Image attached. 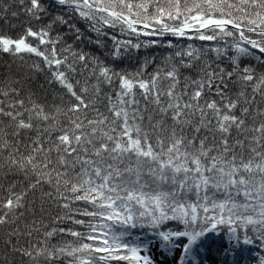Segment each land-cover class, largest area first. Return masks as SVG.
Here are the masks:
<instances>
[{
	"label": "snow or ice",
	"instance_id": "obj_1",
	"mask_svg": "<svg viewBox=\"0 0 264 264\" xmlns=\"http://www.w3.org/2000/svg\"><path fill=\"white\" fill-rule=\"evenodd\" d=\"M19 6L29 26L17 38L0 35V51L39 58L30 69L46 71L63 95L49 106L23 80L0 81V170L5 178L21 177L0 199V226L11 228L5 244L13 253L29 264L41 257L45 264L59 258L155 264L149 254L155 244L180 251L177 264H202L199 253L214 244L205 234L219 226L227 227L230 242L243 235L252 243L249 232L264 240V60L253 67L242 59L264 56V0H20ZM12 7L0 0L5 15ZM73 19L96 33L95 45L112 41L103 59L78 47L83 33ZM117 28L120 36L170 34L218 46L178 49L148 75L147 61L135 73L117 71L116 60L141 47L108 36ZM44 186L50 191L42 199L58 209L52 223L71 227L35 218L20 227L29 194ZM21 235L29 237L26 247L12 243ZM56 235L71 240L51 244Z\"/></svg>",
	"mask_w": 264,
	"mask_h": 264
},
{
	"label": "trees",
	"instance_id": "obj_2",
	"mask_svg": "<svg viewBox=\"0 0 264 264\" xmlns=\"http://www.w3.org/2000/svg\"><path fill=\"white\" fill-rule=\"evenodd\" d=\"M3 3L11 4L13 5V7L10 9L7 15H5L2 10H0V35H7L11 38H17L20 35H23L24 29L29 26V17L24 14L23 7L19 6L20 0H3ZM12 12H17V16L13 17L11 14ZM53 14H55V11H53ZM43 22L47 23L48 21L45 20ZM70 22L80 28L81 32L83 33V40L78 44V47L84 48L85 51H91L94 54L100 56L101 59H103L107 55L109 49L112 48V41L108 39V37H104L102 38L104 40V43L100 46H97L94 43V41L96 40V33L89 31V26L86 22L79 19H73ZM33 26L38 27V25H36L35 23H33ZM63 31L67 32L66 26ZM107 32L108 36L115 34L121 40L132 39L133 43H136L138 41L141 44L139 50L132 49L128 55H123L121 58H118L116 60V63L114 65L115 69L117 71L126 70L129 73H135L138 69L141 68L142 65H144L145 61H147L146 75L151 74L158 67H164L165 58L174 56L176 50L186 49L188 45H192V47L201 50L218 46L217 42L200 41L198 38H189V36L174 37L170 34H166L164 36L140 35L139 37H128L120 36L118 28L115 30L108 29ZM53 35H55V33H53ZM28 39L30 43L34 42L32 41V38ZM74 40L75 36L69 34L68 42L71 43ZM151 41H155V44H151ZM169 42H171V44L173 45L172 48L168 47ZM145 44H148V47H145ZM256 56H260V60L256 59ZM208 58H214V54H210ZM242 59L245 63H250V65L254 67L259 64L261 60H264V56H261V54L255 52V55L253 57H244ZM37 62H39V58L30 54H24V56L21 58L0 51V81H3L5 78L21 79L24 81L25 90L34 93L35 98L39 99L42 103H45L49 106L60 104L63 93L59 86L50 85L48 83V75L46 71H34L30 69L29 66ZM227 62V59H225L224 63ZM17 87H19V85H17ZM101 108L103 110L102 106ZM235 135L236 134L234 132L233 136ZM27 137L28 134H23L21 139L25 143H27ZM21 150L23 151V144L21 145ZM237 151H239V149H237ZM245 158H247V153H245ZM2 163L3 161L2 159H0V164ZM4 172L5 170H0V199H2L5 195L3 189L7 188L11 182L16 181L17 183H19L21 181L20 176H15L12 174H9V176L5 178ZM144 179L149 184H151L152 187H156L150 177L145 176ZM48 191H50V189L47 186H44L42 189H37L36 191L29 194L27 204L28 210H21L24 213L23 218L19 221V225L21 228H23L24 224L30 222L33 218L37 220L42 219L43 222L50 225V227H71V225L67 223H62L59 225L52 223V221L55 219V216L58 214V209L53 202L45 201L44 199H42L44 193ZM217 197L222 198L221 194H217ZM189 198L194 199L195 197L190 196ZM42 205L44 209L43 212H41ZM31 210H34L35 217L33 216ZM15 226L16 225H13L12 227ZM181 230L183 229L181 228ZM9 231H11L10 227L0 226V264H29L28 258H22L19 253H13L11 245L6 246L5 241L8 239L6 233ZM216 231L221 234H227V227L224 225L219 226ZM134 234L140 236L144 235V233L140 232L139 230H136ZM248 235L252 240V243H244L242 241L243 235H241V241H237V243H242L243 245H245L247 252H254L255 255H257V264H260V257L264 256V240H261L257 236V234L252 232H249ZM35 238L36 236L34 234L32 237L33 243L35 241ZM69 240H71V237L69 236L56 235L55 238L50 241V243L60 244ZM28 242L29 237H27L26 235H21L19 237L14 236L12 238V243L18 244V246L20 247H26ZM38 264H45V260L43 257L40 258ZM52 264H69V260L67 258H59L58 260L52 262Z\"/></svg>",
	"mask_w": 264,
	"mask_h": 264
},
{
	"label": "rangeland",
	"instance_id": "obj_3",
	"mask_svg": "<svg viewBox=\"0 0 264 264\" xmlns=\"http://www.w3.org/2000/svg\"><path fill=\"white\" fill-rule=\"evenodd\" d=\"M211 232L210 234H212ZM153 251L154 253L150 252V255L153 257L155 264H176L177 263V258L179 256L180 251H175L173 254L167 255V252L164 251L163 249H160L157 245L153 246ZM212 256L213 254L210 253ZM169 258L168 261H166ZM171 262V263H168ZM219 261L216 260V258H213L212 261H208L207 264H218ZM247 264V263H246ZM252 264H255L252 263Z\"/></svg>",
	"mask_w": 264,
	"mask_h": 264
}]
</instances>
